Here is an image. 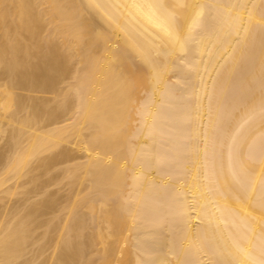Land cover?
<instances>
[{"label": "bare ground", "instance_id": "1", "mask_svg": "<svg viewBox=\"0 0 264 264\" xmlns=\"http://www.w3.org/2000/svg\"><path fill=\"white\" fill-rule=\"evenodd\" d=\"M0 67L4 111L54 93L0 122V176L68 180L2 215L0 264H264V0H0Z\"/></svg>", "mask_w": 264, "mask_h": 264}, {"label": "rangeland", "instance_id": "2", "mask_svg": "<svg viewBox=\"0 0 264 264\" xmlns=\"http://www.w3.org/2000/svg\"><path fill=\"white\" fill-rule=\"evenodd\" d=\"M85 11V12H84ZM93 11V12H92ZM90 12V13H89ZM81 14H82V12H80ZM94 10H85V9H83V14H84V17L81 15V17L82 18H87V15L89 16L90 15V17L91 16H93L94 18H95V16H94ZM92 14V15H91ZM99 22H100V20L98 21V20H95V25H96V23L98 24V26L100 25V27H101V25H104L102 22H100L101 24H99ZM105 26V25H104ZM104 26H102L101 27V31H105V27ZM103 29V30H102ZM0 69L2 70V68L0 67ZM1 72V71H0ZM16 91V92H15ZM13 92H14V94H16L17 93V95H15V96H18L19 98H20V100L24 103V106H23V104L21 103V105H22V108H21V106H18V108L14 105V107H11V108H15L16 109V113H17V115H19L20 116V118H21V116H22V118H26V116H24L25 114H28V112L31 110V108H30V104H31V102H32V100H33V102H32V106H34L33 105V103L35 102L36 103V97L37 98H39V97H41V98H51L52 96H54V93H40V92H36V91H29V90H25V89H18V88H15V90H13ZM20 92V93H19ZM24 92H26L25 93V95H24ZM18 94H21L23 97H21L20 95H18ZM3 96H5V95H3ZM3 96H1V98L3 97ZM39 96V97H38ZM48 96V97H47ZM6 97V96H5ZM26 98L25 100H22V98ZM33 98V99H32ZM2 99H5L4 97L2 98ZM28 99H32V100H28ZM35 99V100H34ZM27 100V101H26ZM30 101V102H29ZM29 104V106L27 105V104ZM26 106L28 107V108H26ZM10 107H8L7 109H5V111H4V109L3 108H0V117L2 116V118H0V122L3 120H5L4 118L5 117H7V115H8V113H9V115H10V113L14 110H12ZM23 109L22 111L20 110V109ZM25 109V110H24ZM10 110H12V111H10ZM18 110H20L19 111V113H18ZM28 112H27V111ZM32 110H33V107H32ZM32 110L30 111V112H32ZM25 112V113H24ZM23 114V115H22ZM5 115V116H4ZM8 115V116H9ZM29 115V114H28ZM27 115V116H28ZM31 115V114H30ZM19 116H17L18 118H19ZM31 121V120H30ZM14 124V123H13ZM13 124H12V126H13ZM16 124V123H15ZM10 126V128L12 129L13 127H15V126H18L17 124L16 125H14L13 127L11 126V125H9ZM9 126L8 125H5V126H3V127H6V128H4L5 129V131L3 132V131H0V162H2L1 160L5 157V154H7V152H8V147L11 145L10 144V142H9V140H10V134L8 133V132H10V128H9ZM35 127V126H34ZM8 128H9V130H8ZM15 128H17V127H15ZM33 128V127H32ZM31 128V129H32ZM8 130V131H7ZM24 130L26 131V130H28V132L27 133H32L33 131L32 130H29V128H24ZM31 131V132H30ZM7 132V133H6ZM4 134V135H3ZM6 134V135H5ZM9 135V136H8ZM7 139V140H6ZM9 143V144H8ZM9 145V146H8ZM4 148V149H3ZM63 149V148H62ZM61 148H58L57 150H54V151H52L53 152V155H55V154H57V153H59L61 150H62ZM2 150V151H1ZM52 152L50 153V154H45V155H49V156H51V154H52ZM4 157H3V156ZM45 155H43V156H45ZM2 158V159H1ZM6 159H7V155H6V157L3 159V164H5V162H6ZM36 159V158H35ZM32 165H31V164ZM3 164H1V165H3ZM29 164L31 165V166H33L34 167V169H35V163L31 160V162H29ZM28 164V165H29ZM34 164V165H33ZM0 165V167H4V165L3 166H1ZM28 165H27V167L24 169V172H22L23 174L25 173V171L26 172H28L29 174H26L25 173V175H23V177L22 176H19V178L20 179H18V178H16V176L14 177V176H12L11 174H13V173H11V172H9L8 170H6V172H7V174H6V172H3L1 175H4V176H0V179L1 180H3V183H2V185L0 186V212H2V213H0V218L1 217H5V218H2L1 220H3V219H5V221H7L10 217H11V219L10 220H12L13 219V221H16L20 216H22V214H24L25 212H26V210L27 209H29L31 206H33L35 203H36V201L38 202H46L47 200H49V199H51V200H53L54 201V204H55V206L57 207L58 206V204H60L62 201H63V199H64V196H62V195H65V193H66V190H67V188H68V180L67 179H64L63 177H62V171H61V168L64 166V164H61V165H56L57 167L56 168H53V169H45L44 167H43V169H41V168H39V169H37V171H33V172H30L29 170L30 169H32V167L30 168V167H28ZM37 168V167H36ZM59 168V169H58ZM27 169H28V171H27ZM1 170V169H0ZM33 170V169H32ZM36 170V169H35ZM42 172H41V171ZM58 170V171H57ZM56 171V172H55ZM61 171V172H60ZM34 173V174H33ZM56 173H58V174H56ZM32 174V175H31ZM62 174V175H61ZM22 175V174H21ZM34 175V176H33ZM51 175V176H50ZM53 175V176H52ZM36 176V180H34L32 177H35ZM38 176H40V177H38ZM55 176H56V178H55ZM11 179H10V178ZM27 177H29V178H27ZM49 177V178H48ZM6 178V180H4ZM31 178H32V182L33 183H31L30 181H28L29 179L31 180ZM41 178V179H40ZM16 180V182H15V180ZM39 179V180H38ZM60 179V180H59ZM34 180V181H33ZM65 180V181H64ZM5 181H7V182H5ZM40 182V184L38 183V182ZM52 181V184L50 185V183L49 182H51ZM55 181H56V183H58V182H60V181H62V182H60V183H58L57 185H56V183H55ZM67 181V182H66ZM31 184H30V183ZM34 182H35V184H34ZM45 182H47V183H49V186L48 187H46V184L47 183H45ZM66 182V183H65ZM15 183L17 184V187H18V184H20L19 185V187L23 184V185H27V183L28 184H30V185H27V186H24V189L22 188L23 187V185H22V187H20V188H18L17 189V187H16V185H15ZM25 183V184H24ZM44 183V184H43ZM55 183V184H54ZM5 184V185H4ZM12 184V185H11ZM32 184H33V186H32ZM43 185H44V187H43ZM48 185V184H47ZM14 188H13V187ZM30 186V187H29ZM39 186H42V188L41 187H39ZM53 186V187H52ZM65 186V187H64ZM33 187V188H32ZM38 187V188H37ZM46 187V188H45ZM62 187V188H61ZM67 187V188H66ZM15 188H16V190H15ZM40 188V189H39ZM13 189H14V191H13ZM27 189H33V190H31V191H35V193L34 192H30L29 190V196H28V191H27ZM36 189V190H35ZM45 191H44V190ZM65 189V190H64ZM3 190V191H2ZM5 190V191H4ZM24 190V191H23ZM49 190V191H48ZM23 191V192H22ZM25 191H26V193H25ZM41 191H44V192H42L41 193ZM5 192V193H4ZM36 192L38 193V194H36ZM49 194H48V193ZM58 192H60V194L61 195H59V193ZM20 193H22V194H20ZM32 193L34 194V195H32ZM47 193V194H46ZM53 193V194H52ZM54 194H55V196H54ZM22 195V196H21ZM40 195V196H39ZM2 196V197H1ZM24 196V197H23ZM29 198H28V197ZM30 196H31V198L32 199H30ZM45 196V197H44ZM35 197V198H34ZM41 197V198H40ZM48 199H47V198ZM2 198V199H1ZM44 198V199H43ZM59 198V199H58ZM63 198V199H62ZM30 199V200H29ZM37 199V200H36ZM41 199H43V200H41ZM61 199V200H60ZM6 200V201H5ZM29 200V201H28ZM60 202V203H59ZM8 206V208H6L7 206ZM31 205V206H30ZM3 206V207H2ZM6 206V207H5ZM13 208H12V207ZM30 206V207H29ZM16 207V208H15ZM8 209V210H7ZM16 210V211H15ZM19 210V211H18ZM41 211L43 212L42 214H41V217L39 216L37 219H36V223L39 225L37 228H36V232L34 233V235H33V240L35 241V240H37V241H39L37 244H40V246L43 244V246L46 244V241L52 236H54V235H52L54 232H50V230L52 229V227L49 229V231H48V233H46V235H45V237H46V239H45V237L42 239L41 238V236L43 235V233L42 232H44V230H45V222L47 221V220H49V219H51V218H53V220H54V222H57L58 224L60 223V218H63V216H62V214L61 213H59V211L56 209V210H50V213H49V210H45V208L44 209H41ZM44 211H46L45 213H47V214H45L44 213ZM15 212V213H14ZM24 212V213H23ZM6 213H7V215H6ZM14 215V217L12 216V214ZM3 215V216H2ZM19 215V216H18ZM43 216V217H42ZM57 216V217H56ZM15 217H17V219L15 218ZM8 218V219H7ZM16 219V220H15ZM46 220V221H45ZM56 220H58V221H56ZM44 222V223H43ZM39 230L41 231V232H39ZM49 238H48V237ZM40 237V238H39ZM39 238V239H38ZM37 244H36V247L35 246H29V248L28 249H30V251L28 250V252L27 253H29L28 255H25V256H23V258L24 259H27L28 257H29V255L31 254V256H37V259H38V261L36 260V262H39L40 261V259H41V257H43V255H39V258H38V254H39V251H40V249H39V246H38V249H37ZM35 248H36V250H35ZM32 249V250H31ZM49 250V251H48ZM50 248H47L46 249V251L43 253L44 254V256H45V258L46 257H49L50 256ZM26 253V254H27ZM35 253H38V254H35ZM33 254V255H32ZM46 254H47V256H46ZM49 255V256H48ZM30 256V257H31ZM23 259V260H24ZM36 259V258H35ZM22 260V258L20 259V261ZM22 260V261H23Z\"/></svg>", "mask_w": 264, "mask_h": 264}]
</instances>
